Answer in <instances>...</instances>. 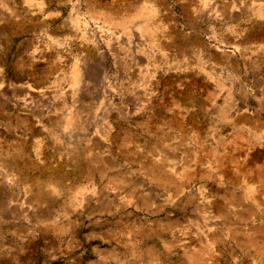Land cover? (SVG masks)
<instances>
[{
  "label": "rangeland",
  "instance_id": "1",
  "mask_svg": "<svg viewBox=\"0 0 264 264\" xmlns=\"http://www.w3.org/2000/svg\"><path fill=\"white\" fill-rule=\"evenodd\" d=\"M0 264H264V0H0Z\"/></svg>",
  "mask_w": 264,
  "mask_h": 264
},
{
  "label": "bare ground",
  "instance_id": "2",
  "mask_svg": "<svg viewBox=\"0 0 264 264\" xmlns=\"http://www.w3.org/2000/svg\"><path fill=\"white\" fill-rule=\"evenodd\" d=\"M200 250L201 249H197V250L194 251V253L192 255L195 256V257H193V258H196V257L199 256Z\"/></svg>",
  "mask_w": 264,
  "mask_h": 264
}]
</instances>
